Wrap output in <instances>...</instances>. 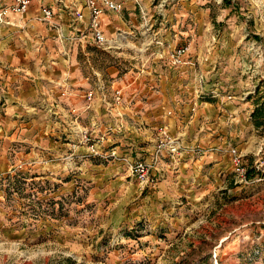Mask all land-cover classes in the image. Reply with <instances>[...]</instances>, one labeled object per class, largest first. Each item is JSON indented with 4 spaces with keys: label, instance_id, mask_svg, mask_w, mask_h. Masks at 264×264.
I'll use <instances>...</instances> for the list:
<instances>
[{
    "label": "rangeland",
    "instance_id": "374dc122",
    "mask_svg": "<svg viewBox=\"0 0 264 264\" xmlns=\"http://www.w3.org/2000/svg\"><path fill=\"white\" fill-rule=\"evenodd\" d=\"M141 1L0 30V264H264V0Z\"/></svg>",
    "mask_w": 264,
    "mask_h": 264
},
{
    "label": "crops",
    "instance_id": "0c3cea01",
    "mask_svg": "<svg viewBox=\"0 0 264 264\" xmlns=\"http://www.w3.org/2000/svg\"><path fill=\"white\" fill-rule=\"evenodd\" d=\"M123 1L124 9L120 14L109 12L102 17L101 28L103 29L105 34L107 33L106 35L110 34L113 29L116 30L122 28L132 33L134 28L143 27L144 23L142 22V17L139 9V6L142 9L145 8V5L142 3V1L140 0L139 3L134 0ZM83 2L84 0H32L28 11L24 14L25 17L23 19L22 15L8 17L6 19L8 21L6 24H0V30H5V33H7L8 30L19 31L21 28L17 27L16 24H24L26 26H29L32 22H36L33 20L35 19L33 17H36V15L39 14V10L42 5L49 6L52 9L55 17V23L58 21H62L66 22L69 26L71 21L73 20L76 26L74 28L72 26V28L75 29V31L79 29L83 30L85 28V25L83 23L75 21L72 15V10L74 8L82 6ZM10 3H12V0ZM126 14H130V17H126ZM35 26L37 27L38 33L41 37H44L49 34V31L44 24L36 23ZM80 41L89 43L92 42L91 38L89 37L82 38ZM118 41H120V37H117L116 43Z\"/></svg>",
    "mask_w": 264,
    "mask_h": 264
},
{
    "label": "built area",
    "instance_id": "2783aa9c",
    "mask_svg": "<svg viewBox=\"0 0 264 264\" xmlns=\"http://www.w3.org/2000/svg\"><path fill=\"white\" fill-rule=\"evenodd\" d=\"M32 0H13L9 6L0 9V21L6 19L10 14L23 15L28 11ZM140 12L143 14L142 8L139 6ZM123 10V2L120 0H84L83 5L72 10L73 19L79 23H83L85 28L78 30V36H72L71 39L91 38L92 42L99 47L108 48L114 42L112 37L106 35L101 28L102 17L111 12L120 14ZM39 21H44L49 25L54 23V13L49 6L42 5L39 14L36 16ZM7 22V21H6ZM57 30L60 28L56 27ZM59 36H63V32H59ZM184 50H179L178 54Z\"/></svg>",
    "mask_w": 264,
    "mask_h": 264
},
{
    "label": "trees",
    "instance_id": "16d2710c",
    "mask_svg": "<svg viewBox=\"0 0 264 264\" xmlns=\"http://www.w3.org/2000/svg\"><path fill=\"white\" fill-rule=\"evenodd\" d=\"M263 113H264V108L263 107H257L256 109H254V111L252 112V119L254 120L255 125H260L263 122L260 121L263 117Z\"/></svg>",
    "mask_w": 264,
    "mask_h": 264
},
{
    "label": "bare ground",
    "instance_id": "6f19581e",
    "mask_svg": "<svg viewBox=\"0 0 264 264\" xmlns=\"http://www.w3.org/2000/svg\"><path fill=\"white\" fill-rule=\"evenodd\" d=\"M115 39H117V36H116V38ZM116 43V40H114V42L112 43V44H115Z\"/></svg>",
    "mask_w": 264,
    "mask_h": 264
}]
</instances>
